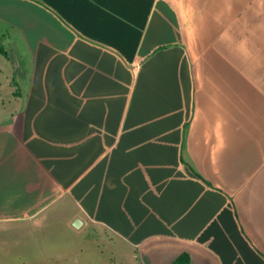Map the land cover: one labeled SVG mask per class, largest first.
Here are the masks:
<instances>
[{
    "label": "crops",
    "instance_id": "0c3cea01",
    "mask_svg": "<svg viewBox=\"0 0 264 264\" xmlns=\"http://www.w3.org/2000/svg\"><path fill=\"white\" fill-rule=\"evenodd\" d=\"M0 32L2 261L264 264V0H0Z\"/></svg>",
    "mask_w": 264,
    "mask_h": 264
},
{
    "label": "rangeland",
    "instance_id": "374dc122",
    "mask_svg": "<svg viewBox=\"0 0 264 264\" xmlns=\"http://www.w3.org/2000/svg\"><path fill=\"white\" fill-rule=\"evenodd\" d=\"M15 40H9V39H4L3 37H1V32H0V48L4 51L7 52L10 59H13L15 57L16 54H13L14 49L11 46L12 44H14ZM12 52V53H11ZM1 58V57H0ZM1 60V59H0ZM3 60V59H2ZM60 239L65 240L66 243L71 242L73 243H78V240L80 241V238L75 237L71 234H66L64 236H61ZM59 238H57V240H60ZM61 242V244H62ZM76 245H66L64 246H56L55 248V252H54V256H55V261L54 263H49V264H83L82 262H80V259H77L78 261L76 263H72L71 259L73 258H69L67 257L68 251L71 249V251H78L79 250L78 247H75ZM65 256V257H64ZM7 260L2 261L4 258L0 257V264H33V263H23L20 262V260H18L17 258L11 257V256H7ZM43 264V263H41Z\"/></svg>",
    "mask_w": 264,
    "mask_h": 264
},
{
    "label": "trees",
    "instance_id": "16d2710c",
    "mask_svg": "<svg viewBox=\"0 0 264 264\" xmlns=\"http://www.w3.org/2000/svg\"><path fill=\"white\" fill-rule=\"evenodd\" d=\"M0 52L4 53V51L0 48ZM5 56H7L6 54H4Z\"/></svg>",
    "mask_w": 264,
    "mask_h": 264
}]
</instances>
